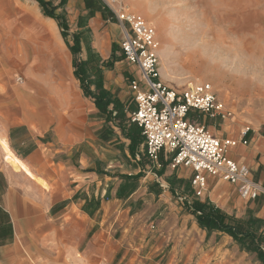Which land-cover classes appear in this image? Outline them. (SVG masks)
<instances>
[{
    "label": "crops",
    "instance_id": "crops-1",
    "mask_svg": "<svg viewBox=\"0 0 264 264\" xmlns=\"http://www.w3.org/2000/svg\"><path fill=\"white\" fill-rule=\"evenodd\" d=\"M51 8L64 16L67 39L79 40L87 71L102 73L89 80L90 91L100 84L125 102L129 92L122 88L117 62L103 64L121 34L104 2L53 0ZM49 22L54 31L45 32ZM19 62L25 66L26 82L17 76L22 85L13 77ZM112 106L100 111L84 95L57 22L42 13L36 0H0V264H191L182 256H164L166 244L154 236L145 213L159 202L160 207H175L165 192L168 182L179 187L191 171L172 169L165 152L159 155V167L143 159L141 151L133 152L127 128H121L140 130L114 119ZM241 124L238 118L230 124L224 120L219 130L213 124V133L234 142L228 156L248 167L260 189L257 196L241 199L236 186L207 176L201 201L229 216L257 219L258 233L264 235V125L255 121L243 144ZM132 182L138 184L134 191L120 187L132 188ZM141 184L146 186L140 191ZM209 247L205 264L246 263L227 236L213 235Z\"/></svg>",
    "mask_w": 264,
    "mask_h": 264
},
{
    "label": "rangeland",
    "instance_id": "rangeland-1",
    "mask_svg": "<svg viewBox=\"0 0 264 264\" xmlns=\"http://www.w3.org/2000/svg\"><path fill=\"white\" fill-rule=\"evenodd\" d=\"M119 2L155 28L159 49L156 53L159 58V72L165 85L175 90H183L194 83H208L215 91L218 103L223 105L222 110L231 115L224 119L228 124L238 118L243 127H251L255 121L264 125V0H119ZM132 5L137 11L131 8ZM57 13L61 15L60 11ZM67 40L71 44V39ZM120 45L121 34L116 38L108 62L111 64L117 62V73L124 77L122 88L126 86L129 95L125 102L120 103L121 111L113 109L112 106L111 114L114 119L119 118L120 122L123 120L128 123L126 114L135 107L128 82L131 79H138V74L124 61ZM13 69L14 83L17 76H23L24 84L26 82L24 63L19 62ZM81 70L86 79L84 86L87 90L89 82L94 80L92 76L95 79L102 77V73H89L86 65ZM100 89L102 87L99 84L91 92L99 95ZM224 120L220 117L202 118L201 122L209 126L214 135L213 124L216 126L215 129L219 130L218 124ZM126 128V133L134 138L133 152L141 151L139 155L142 154V158L145 159L142 139L138 132L130 126L121 128L122 132ZM7 153L6 148V156ZM125 178L127 180L131 177H123ZM133 179L137 181L136 177ZM133 184L132 182V188L127 184L120 187L126 185L125 191L130 192L138 187V184L137 186ZM168 184L165 192L171 195V203L175 207L172 209L170 206L160 207L162 204L159 202L157 207H148V211L145 212L151 220L148 224L150 230L155 231L154 236L166 244L163 251L166 258L169 255L182 256L183 261L188 259L191 264H205L209 244L213 235H216L217 239L227 236L234 248L233 251L245 255V264H264L258 252L259 250L264 252V235L253 231L245 220L235 216H233L235 219L243 221V225L239 226L243 235L233 237L223 231L204 228L188 209L194 201L200 203L206 201H201L203 197L196 195L190 186V179L181 182L179 187L169 182ZM143 185L146 186L141 184L140 191L144 190ZM148 190H151V187ZM158 190L162 194V188L159 187ZM156 200L157 198L153 205ZM175 201L176 204L173 203ZM102 235L105 236L106 233ZM202 260L203 263H200Z\"/></svg>",
    "mask_w": 264,
    "mask_h": 264
},
{
    "label": "built area",
    "instance_id": "built-area-1",
    "mask_svg": "<svg viewBox=\"0 0 264 264\" xmlns=\"http://www.w3.org/2000/svg\"><path fill=\"white\" fill-rule=\"evenodd\" d=\"M102 1L121 30V55L138 74V79L128 82L135 106L128 121L140 130L147 159L159 167V155L169 154L172 169L191 171L190 186L199 197L206 190V177L212 176L236 186L241 199H254L260 189L250 179L248 167L228 156L234 142L214 136L201 122L202 118L230 117L219 107L212 86L194 83L175 90L165 85L159 72L155 28L119 0ZM248 131L249 127L240 131L243 144Z\"/></svg>",
    "mask_w": 264,
    "mask_h": 264
},
{
    "label": "trees",
    "instance_id": "trees-1",
    "mask_svg": "<svg viewBox=\"0 0 264 264\" xmlns=\"http://www.w3.org/2000/svg\"><path fill=\"white\" fill-rule=\"evenodd\" d=\"M42 9V13L54 19L58 27L61 31L62 37L64 38L66 44L68 45V49L73 55V68H74V75L80 82V88L82 89L83 93L85 96H89L94 99V103L96 107L100 111L106 112L108 110V106L110 104L113 105V109L117 111H121V104L120 102L112 97L107 91L100 89L99 95H96L92 93L89 89L87 90V87L84 86L85 84V77L83 75V71L81 68L87 64V61H82L80 59V44L79 40L76 37H73L71 40V44H69L67 37H68V27L65 22V18L63 15H55L54 10L56 8H51L50 10L48 9L51 7V3L45 0H36ZM63 1V0H62ZM112 64L111 63H106L104 66L105 67H110ZM132 126V124H131ZM138 135L141 137L142 142H143V137L141 136V132L139 131ZM127 138L130 139L131 144L130 147L132 146V142L134 141L133 136H130L127 134ZM188 209L192 212L195 220L204 228L208 230H219L228 233L229 235H232L233 237L239 235V234H244L240 231L239 226L243 225L242 220L235 219L233 216H229L226 213H224L221 209L216 207L214 204L205 201L204 203H200L197 201H194L192 203V206L189 205ZM248 224V226H251L252 230L255 232H258L259 228V221L257 219H253L252 217H249L247 220H245ZM253 238V236H251ZM257 246L261 249L260 244L257 242ZM259 252V257L262 259L264 263V252L261 250Z\"/></svg>",
    "mask_w": 264,
    "mask_h": 264
},
{
    "label": "bare ground",
    "instance_id": "bare-ground-1",
    "mask_svg": "<svg viewBox=\"0 0 264 264\" xmlns=\"http://www.w3.org/2000/svg\"><path fill=\"white\" fill-rule=\"evenodd\" d=\"M132 9H134V10H136L137 11V8L134 6V5H132V7H131ZM33 13V12H32ZM40 21V20H39ZM38 21V22H39ZM48 22V21H47ZM40 23V22H39ZM53 22H49V26H48V28H45V32L47 31V32H49V31H54V27H53V25L54 24H52ZM41 28V27H40ZM47 29V30H46ZM39 30V29H38ZM43 31V30H42ZM56 33H57V30H56ZM158 46H157V51L156 52H158ZM162 57V56H161ZM164 57V56H163ZM217 103H218V101H217ZM218 105H219V107L222 109V106L218 103ZM231 116V115H230ZM0 144H3L2 143V138L0 137ZM13 159H14V161L16 162V164H17V166L18 167H20L24 172H26L28 175H30L31 177H33L31 174H30V172L27 170V168H26V166L20 161V160H18L17 158H15V157H13Z\"/></svg>",
    "mask_w": 264,
    "mask_h": 264
}]
</instances>
